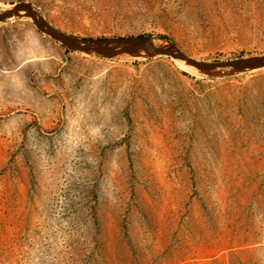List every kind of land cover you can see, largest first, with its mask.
<instances>
[{"label": "rangeland", "instance_id": "obj_1", "mask_svg": "<svg viewBox=\"0 0 264 264\" xmlns=\"http://www.w3.org/2000/svg\"><path fill=\"white\" fill-rule=\"evenodd\" d=\"M21 2L78 38L264 54V0H0V13ZM204 76L0 22V264H264V69Z\"/></svg>", "mask_w": 264, "mask_h": 264}, {"label": "water", "instance_id": "obj_2", "mask_svg": "<svg viewBox=\"0 0 264 264\" xmlns=\"http://www.w3.org/2000/svg\"><path fill=\"white\" fill-rule=\"evenodd\" d=\"M20 12H24V14H19ZM36 12L29 3L21 2L0 13V22L6 21L11 17H29L35 27L53 41L58 42L69 50L85 54L93 53L98 56L110 57L130 55L150 59L167 56L174 60L182 61L185 65L194 67L198 72L207 75L218 74L226 70L231 73H241L264 69V54L227 61L206 62L187 56L175 43L166 39L159 40L148 36L111 39L78 38L54 28L43 17H36Z\"/></svg>", "mask_w": 264, "mask_h": 264}, {"label": "bare ground", "instance_id": "obj_3", "mask_svg": "<svg viewBox=\"0 0 264 264\" xmlns=\"http://www.w3.org/2000/svg\"><path fill=\"white\" fill-rule=\"evenodd\" d=\"M11 7L9 6L8 8H6L5 9V11H7V10H9ZM19 14H24V12H20ZM35 16L36 17H41L42 18V16H40L39 14H38V12H36V14H35ZM12 18H14V17H11V18H8L7 20L9 21V20H11ZM6 20V21H7ZM122 56V55H121ZM130 56V55H129ZM129 59V58H128ZM175 62L176 63H178V65L181 67V68H183L184 70H186V71H188V72H190L191 74H193V75H200V74H202V73H200V72H198L197 71V69H195L194 67H190V66H187V65H185L182 61H179V60H177V59H175ZM223 72V71H222ZM225 72V71H224ZM220 74V73H219ZM214 75V74H213ZM203 76H204V74H203ZM219 76H221V75H219ZM223 76V75H222ZM205 77V76H204Z\"/></svg>", "mask_w": 264, "mask_h": 264}]
</instances>
